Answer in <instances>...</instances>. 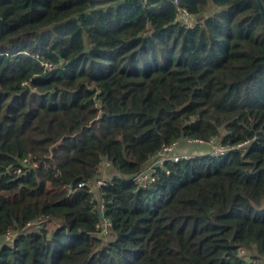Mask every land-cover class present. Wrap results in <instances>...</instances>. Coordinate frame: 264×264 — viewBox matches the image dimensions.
<instances>
[{
	"label": "trees",
	"instance_id": "1",
	"mask_svg": "<svg viewBox=\"0 0 264 264\" xmlns=\"http://www.w3.org/2000/svg\"><path fill=\"white\" fill-rule=\"evenodd\" d=\"M0 264H264L257 0H0Z\"/></svg>",
	"mask_w": 264,
	"mask_h": 264
},
{
	"label": "built area",
	"instance_id": "2",
	"mask_svg": "<svg viewBox=\"0 0 264 264\" xmlns=\"http://www.w3.org/2000/svg\"><path fill=\"white\" fill-rule=\"evenodd\" d=\"M143 1H146V0H143ZM178 18L182 21V23H185V24H190V15L185 11V10H181L179 15H178ZM189 141H192V140H189ZM200 142V141H199ZM202 143V142H200ZM172 149V146H164L163 149L161 151H159L154 159H153V162L152 164L155 165L157 163L159 164H162L163 161L165 159H168V158H171L173 160H178L179 158H189L190 155H178V154H170V151ZM213 154L214 155H217L219 153H223L225 149L223 148H218V147H215V149H213ZM25 162H29L28 159H25ZM109 163L108 162H105L103 165H102V168H105L106 166H108ZM107 177H100V178H97L94 182H81L79 183V186L82 187V186H87L88 188V191L91 192V193H96L97 191V188L100 186V185H104L105 183H107ZM151 176H150V173H149V170H145L141 173H139L135 178L134 180L136 182H141V183H144L145 181L147 180H151ZM96 197H97V201H98V206L100 207V209L103 210L104 208V200H102L98 194H96ZM31 223H28V225H30ZM97 228L99 229L100 233L101 234H104V235H107V233H111V220L107 217H105L104 215H102V220L97 224ZM17 235V232H13V231H7L4 235H3V240L6 244L8 245H12L13 244V240L14 238L16 237Z\"/></svg>",
	"mask_w": 264,
	"mask_h": 264
},
{
	"label": "crops",
	"instance_id": "3",
	"mask_svg": "<svg viewBox=\"0 0 264 264\" xmlns=\"http://www.w3.org/2000/svg\"><path fill=\"white\" fill-rule=\"evenodd\" d=\"M210 143H196L189 140H180L176 142L170 151V154L187 153L191 155L203 154L210 151Z\"/></svg>",
	"mask_w": 264,
	"mask_h": 264
},
{
	"label": "rangeland",
	"instance_id": "4",
	"mask_svg": "<svg viewBox=\"0 0 264 264\" xmlns=\"http://www.w3.org/2000/svg\"><path fill=\"white\" fill-rule=\"evenodd\" d=\"M196 18V19H195ZM192 17L191 19H190V24L192 25L194 22H196L197 20H201L202 19V17L200 16V17ZM203 143V142H202ZM211 148H210V150L211 149H215V147L214 146H210ZM179 155H190L191 156V154H187L186 152L185 153H178ZM102 171H103V173H105L104 171H106V168H103L102 169ZM102 171H101V173H102ZM103 177H108L107 175H102ZM106 236H110V233H107V235Z\"/></svg>",
	"mask_w": 264,
	"mask_h": 264
},
{
	"label": "water",
	"instance_id": "5",
	"mask_svg": "<svg viewBox=\"0 0 264 264\" xmlns=\"http://www.w3.org/2000/svg\"><path fill=\"white\" fill-rule=\"evenodd\" d=\"M257 2H258V5H259V7H260V10H261V12H262V15H263V17H264V5H263V3H262L261 0H257Z\"/></svg>",
	"mask_w": 264,
	"mask_h": 264
}]
</instances>
